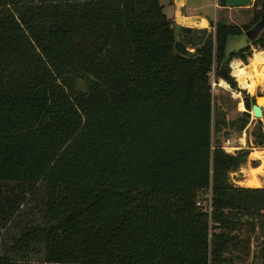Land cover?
Masks as SVG:
<instances>
[{
	"label": "trees",
	"instance_id": "trees-1",
	"mask_svg": "<svg viewBox=\"0 0 264 264\" xmlns=\"http://www.w3.org/2000/svg\"><path fill=\"white\" fill-rule=\"evenodd\" d=\"M226 0H218L225 7ZM253 20L264 14L254 0ZM216 25L189 53L159 0H0V223L41 190L40 225L0 264H233L264 237V188L212 145L210 74L232 89ZM260 44V45H259ZM264 51V33L253 43ZM250 47L234 53L246 62ZM243 94L247 125L254 97ZM216 113V112H215ZM216 117H221L218 111ZM257 169V168H256ZM210 191L211 211L196 206ZM42 258L24 259L29 245ZM23 257V258H22Z\"/></svg>",
	"mask_w": 264,
	"mask_h": 264
},
{
	"label": "rangeland",
	"instance_id": "rangeland-1",
	"mask_svg": "<svg viewBox=\"0 0 264 264\" xmlns=\"http://www.w3.org/2000/svg\"><path fill=\"white\" fill-rule=\"evenodd\" d=\"M217 1L218 0H187L183 14L180 13V7L184 5V0L179 2L174 0H159V3L161 6H163V12L167 18L175 17V19H177V24L176 22H173V27L176 25L181 26V23L178 20L187 18V15H199L209 19V23L206 22V27H202L207 30V37L205 39L210 37V39L212 38L215 40L217 24L237 26L242 30V33H244L246 31L244 28L250 25L253 20L254 11L252 7L219 10L218 7L220 6L219 2ZM190 27L199 28L192 26ZM262 51L263 50H261L257 45H252L250 47V56L247 57L246 62H242L240 59L236 58L230 61L228 64V69L230 72L229 75L235 81L237 86L236 89H232L224 80L217 78L215 75V68L210 74L212 107L214 110L212 145L214 147H220L226 154L232 156L241 150H247L249 153H251L249 156L250 159H256L257 156H260L258 151L255 154L254 152L249 151L247 148L251 147L250 143L253 144V147H256L251 137V129L257 123L264 127V119L259 120L254 118L252 114H249L250 119L247 125L242 128L241 114L246 111L243 103L242 92L254 98L257 96L259 97L264 91V83L261 84L255 81L253 74V80L255 82L254 91L250 93L247 88H243L241 86L238 79L233 75V70L230 65L232 62L238 61L243 67H249L250 58L252 55L256 52ZM249 69L252 70L251 68ZM261 73L264 74V65L261 68ZM213 81L215 84H217L214 89L212 88ZM218 111L221 113V117L219 118L216 117V113ZM263 159L261 157V165H258L257 169L264 165V162L262 161ZM244 169L245 168H242L241 170ZM257 169L251 173L252 175L250 177L256 176ZM246 175L247 174L245 171H243L242 174L238 173L237 176L233 173H230L228 178L231 184L242 187L245 186L246 182H244V178ZM259 176L264 178V169L259 172ZM257 186H262V184L258 183ZM245 188L251 187L245 186ZM209 192L210 191L200 194L199 200L205 201V198L207 199L209 197ZM41 204V190H39L36 195H27V203L18 211L20 214L17 217L10 219L9 222L7 221L2 224L0 223V256L2 252L10 248L11 244L19 236L18 234L23 229H25V227L40 225L42 223L40 210ZM236 236L239 237V241H243L240 246L242 250L247 246V255H243V252L239 251L238 249L231 248V251H229V253H227L225 256L235 257L238 255L240 259L233 260V264H263V259L260 254H257V250L262 245H264V237H262L258 231H256L250 237L249 244L245 245L244 242H246V239L248 238L247 233L245 231H241L236 233ZM23 253H26L24 259L36 261L39 260V258H42L40 246L37 244L29 245V248H27Z\"/></svg>",
	"mask_w": 264,
	"mask_h": 264
},
{
	"label": "water",
	"instance_id": "water-1",
	"mask_svg": "<svg viewBox=\"0 0 264 264\" xmlns=\"http://www.w3.org/2000/svg\"><path fill=\"white\" fill-rule=\"evenodd\" d=\"M179 2L181 0H175ZM254 0H226L225 7L226 8H248L253 6ZM180 13H184V7H180ZM181 23V26H174V31L176 33V38L179 42H181L188 49H196L203 45L205 38L207 36V30L205 28H191L190 24L192 21L199 22V18L197 17H187L184 18ZM264 33V14L261 16L260 20L255 23L251 28L246 30L244 33L240 35L229 36L224 45L223 51V63L220 67V71L224 76H228V73L225 69L226 64L230 63V56L234 53H237L241 50L246 49L248 46L251 47L253 43L258 41ZM260 45V44H259ZM263 99V103L261 106L258 104V100ZM249 114H252L256 119H264V91L260 96L254 98V104L251 106ZM264 147V142L263 145ZM260 250L261 257L263 259L264 264V245H262L257 250V254H259Z\"/></svg>",
	"mask_w": 264,
	"mask_h": 264
},
{
	"label": "bare ground",
	"instance_id": "bare-ground-1",
	"mask_svg": "<svg viewBox=\"0 0 264 264\" xmlns=\"http://www.w3.org/2000/svg\"><path fill=\"white\" fill-rule=\"evenodd\" d=\"M199 22L192 21L190 26L192 27H206V22L199 18ZM185 19L178 20L179 22H182ZM264 65V51L262 52H256L252 55L250 58V66L249 67H243L240 62L234 61L231 63V68L233 70V75L238 79L239 83L243 88H247L250 93L254 91V80H253V74L255 81L263 84L264 83V74L261 73V68ZM251 68L252 70H250ZM222 82V81H221ZM221 85V83H220ZM263 103V99L258 100L259 106H261Z\"/></svg>",
	"mask_w": 264,
	"mask_h": 264
},
{
	"label": "crops",
	"instance_id": "crops-1",
	"mask_svg": "<svg viewBox=\"0 0 264 264\" xmlns=\"http://www.w3.org/2000/svg\"><path fill=\"white\" fill-rule=\"evenodd\" d=\"M175 1V0H174ZM186 1L187 0H184V5H183V7L185 8V5H186ZM218 2V1H217ZM179 9V8H178ZM215 9H216V7H215ZM218 9L219 10H223V9H230V8H226V7H218ZM233 9H237V8H233ZM173 16V15H172ZM188 17H197V18H202L205 22H208L209 23V19H207V18H205V17H203V16H199V15H187ZM169 19H171L173 22H176V24H177V19H175V17L174 18H172V17H168ZM207 37V36H206ZM186 48V47H185ZM186 50L189 52V53H193L194 52V50H189L188 48H186ZM190 51H193V52H190ZM254 160V159H253ZM242 168H245L244 170H241ZM241 169L239 170V171H237V172H234L233 174L234 175H236L237 176V174L239 173V174H242V172L243 171H245L246 172V176H245V178H244V182H246L245 183V186H249L248 184H252L253 186H254V188H262V187H264V178H262V177H260L259 176V172L261 171V170H263L264 169V165L263 166H261V167H259L258 169H257V171H256V176L255 177H250L252 174V172L255 170L254 168H252V166L251 165H249V164H246V165H243L242 167H241ZM250 177V178H249ZM258 183H260V184H262V186H257V184ZM236 186V185H235ZM245 186H242V188H245ZM257 186V187H256ZM236 187H239V186H236ZM252 188V187H251Z\"/></svg>",
	"mask_w": 264,
	"mask_h": 264
},
{
	"label": "flooded vegetation",
	"instance_id": "flooded-vegetation-1",
	"mask_svg": "<svg viewBox=\"0 0 264 264\" xmlns=\"http://www.w3.org/2000/svg\"><path fill=\"white\" fill-rule=\"evenodd\" d=\"M251 137H252V140H253V142H254V145L256 146V147H253V144L252 143H250V145H251V147L249 148H247L249 151H252V152H254L255 154L257 153V151H258V154H260V156L258 157L257 156V158L256 159H250V155H251V153H249V156H248V158L251 160V161H257L258 162V165H261V157H262V159L264 158V147L262 146L263 145V142H264V127L261 125V124H259V123H257L252 129H251ZM263 162H264V159L262 160ZM249 165H251V164H249ZM252 166V165H251ZM258 167V166H257ZM256 167V168H257ZM253 168V167H252ZM256 168H254V169H256ZM261 252H262V250H260V252H259V254L261 255Z\"/></svg>",
	"mask_w": 264,
	"mask_h": 264
},
{
	"label": "built area",
	"instance_id": "built-area-1",
	"mask_svg": "<svg viewBox=\"0 0 264 264\" xmlns=\"http://www.w3.org/2000/svg\"><path fill=\"white\" fill-rule=\"evenodd\" d=\"M231 67V65H230ZM217 84H215V82L213 81L212 82V88L214 89V87L216 86ZM210 200H211V196H210V193H209V197L206 199L205 198V201H202V200H198L196 202V206L198 208H201L204 212H210L211 211V204H210Z\"/></svg>",
	"mask_w": 264,
	"mask_h": 264
}]
</instances>
